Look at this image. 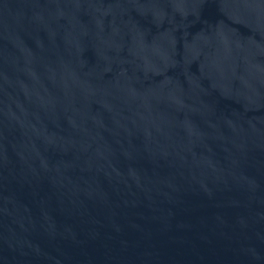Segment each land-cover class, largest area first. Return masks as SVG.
<instances>
[{"label": "water", "instance_id": "water-1", "mask_svg": "<svg viewBox=\"0 0 264 264\" xmlns=\"http://www.w3.org/2000/svg\"><path fill=\"white\" fill-rule=\"evenodd\" d=\"M0 264H264V0H0Z\"/></svg>", "mask_w": 264, "mask_h": 264}]
</instances>
